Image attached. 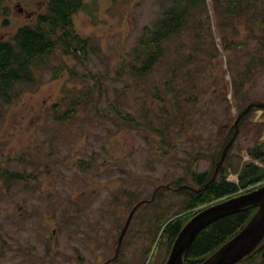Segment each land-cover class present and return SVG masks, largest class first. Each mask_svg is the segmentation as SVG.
<instances>
[{"label":"rangeland","instance_id":"obj_1","mask_svg":"<svg viewBox=\"0 0 264 264\" xmlns=\"http://www.w3.org/2000/svg\"><path fill=\"white\" fill-rule=\"evenodd\" d=\"M160 2L84 0L73 25L89 40L88 58L56 49L38 63L36 81L21 85L19 97L2 107L0 264L102 262L113 256L131 208L142 199L114 264H127L128 249L135 252L129 264H163L172 247L160 235L166 223L207 206L185 207L196 191L181 186L198 189L192 175L215 169L210 157L222 152L238 113L264 103V0H244L235 18L217 13L207 0L210 31L200 29L206 40L188 27L166 41L164 56L138 78L129 71L131 49L159 15ZM14 15L5 41L36 21ZM94 75L101 81L93 87ZM86 87H93L91 102L72 120L57 122L53 112ZM127 113L132 122L124 119ZM261 141L264 109L254 106L224 163L230 182L238 183L247 148ZM6 171L25 179L6 182Z\"/></svg>","mask_w":264,"mask_h":264},{"label":"trees","instance_id":"obj_2","mask_svg":"<svg viewBox=\"0 0 264 264\" xmlns=\"http://www.w3.org/2000/svg\"><path fill=\"white\" fill-rule=\"evenodd\" d=\"M160 1L161 9L159 15L149 26L143 27L136 44L131 49L130 61L132 62L129 71L138 78L150 73L155 64L164 56L166 53L165 43L169 38L182 34L184 30L190 27L196 39L205 41L206 37L202 35L200 29L205 28L210 31V24L208 23L210 14L207 0H166V3L163 0ZM211 1L217 13L219 11V14L225 13V15L232 18L238 16L240 7L244 5V0ZM84 5V0H45V7L43 11L38 13L33 24L20 26L11 40L0 42V116H2V107L12 103L19 97L21 85H30L36 81L35 71L38 63L43 61L44 58L53 55L56 49H60L62 54L73 55L74 58L79 60L88 58L89 40L87 37L76 33L73 25V15L83 8ZM249 6H256V3H250ZM221 40L224 48L228 49L231 41L227 40L225 35L221 36ZM94 76L96 83L93 87L97 84L100 85L101 81L99 75ZM93 87H86L81 95L70 100L63 110L55 108L57 111L53 112L54 119L60 123L72 120L78 108L91 102ZM239 87L234 82L233 88L235 92H239ZM254 106L252 104L247 112L252 110ZM261 108L264 109V107ZM114 112L120 115L119 110L114 109ZM247 112L238 120V126ZM124 119L128 122L134 120L130 113L124 115ZM234 128L235 126L232 125L223 142L230 140L234 133ZM151 129L156 131L161 138L167 137L165 130H161L158 127L155 128L153 125ZM247 149L249 160H245L237 169L238 183H232L226 178L227 168L224 163H226L229 150L217 171L216 177L212 181L209 180L213 176L215 169L210 172H194L192 179L198 188L201 187V189L196 191L193 196H190L193 199V203H186L185 207L208 205L217 200H222L262 185L264 183V141L255 142ZM221 153L210 157L214 167H216ZM254 160H258L259 164L255 163ZM80 161H82L83 167L90 168L92 166L88 160ZM1 177L6 182L25 179L17 171H6ZM254 211L255 208L249 206L217 218L203 227L195 236L184 258V264H199L217 247L237 233ZM195 212L197 210L190 214L177 216L166 223L160 235L161 237L165 235L169 241L167 249L173 243L182 226ZM159 240L157 243H162ZM263 251L264 238L254 251L235 264H264Z\"/></svg>","mask_w":264,"mask_h":264},{"label":"water","instance_id":"obj_3","mask_svg":"<svg viewBox=\"0 0 264 264\" xmlns=\"http://www.w3.org/2000/svg\"><path fill=\"white\" fill-rule=\"evenodd\" d=\"M251 105L252 104H248L235 119V131L230 140L224 146L221 157L215 167L214 174L209 181H212L216 177L217 171L222 165L223 160L238 133V120L249 110ZM255 106L264 107V103H257ZM181 187L190 188L195 191L201 189V187L194 189L188 185H182ZM140 203L141 202L136 203L131 208L119 235V242L124 235L135 209ZM249 206L254 207L255 211L252 213L248 221L239 229V231H237V233L217 247L199 264H235L240 261L254 251L264 238V183L254 189L212 202L193 214L175 237L164 264H184V258L186 257L195 236L203 227L217 218L232 214Z\"/></svg>","mask_w":264,"mask_h":264},{"label":"flooded vegetation","instance_id":"obj_4","mask_svg":"<svg viewBox=\"0 0 264 264\" xmlns=\"http://www.w3.org/2000/svg\"><path fill=\"white\" fill-rule=\"evenodd\" d=\"M36 1L37 0H0V42L5 41V37H6L5 26L9 23V21L12 20V18L14 16H16V15H14L15 14V11L20 16L25 15L23 18H26L27 17L26 19H28V20H33L34 18L37 17L39 10L41 8L44 9V7H45V0L39 1L40 2L39 4ZM34 6H36L37 8H33ZM117 201L118 200L115 199L114 200V203H116ZM139 201L141 203H145L146 199H142V200H139ZM138 202H136V203H138ZM141 203L137 206V208L135 209L134 213L136 212L137 209H139ZM134 213H133V215H134ZM133 215H132V217H131V219H130L127 227H126V230L124 232V235H123L121 241L119 242V236L117 238V242H116L115 247H114V254H113V256L110 257V258L105 259L102 262L100 261V262H98L96 264H114V262L116 260H118V256H119V258H121L123 251L122 252H120V251L123 250V249H121L122 248V244H123V242L125 240L124 237H125L126 233L129 230V226H130L131 220L133 218ZM175 217L176 216H174L173 218H175ZM173 218H171L170 220H172ZM154 225H156V223ZM123 226H122V228H123ZM122 228H121V230H122ZM120 233H121V231H120ZM84 243H86L85 240H84ZM134 253L135 252H132V251H130L128 249L127 253L125 255H123V259L122 260L126 261L127 264H129L130 263V260L132 258L131 256Z\"/></svg>","mask_w":264,"mask_h":264}]
</instances>
